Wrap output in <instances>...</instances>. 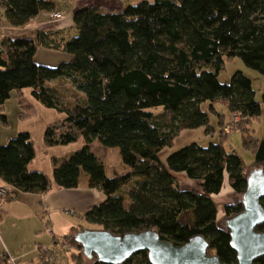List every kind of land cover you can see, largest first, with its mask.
Returning <instances> with one entry per match:
<instances>
[{
  "label": "trees",
  "instance_id": "trees-1",
  "mask_svg": "<svg viewBox=\"0 0 264 264\" xmlns=\"http://www.w3.org/2000/svg\"><path fill=\"white\" fill-rule=\"evenodd\" d=\"M60 1L0 0V20L22 27L42 12H60ZM72 21L73 36L69 29L39 30L34 38L1 36L0 109L12 90L30 87L35 98L65 115L47 124L44 144L65 145L79 138L84 144L60 162L53 158L49 176L28 169L34 142L27 131L18 132L0 146V177L14 197L19 192L43 195L55 186L76 188L85 177L86 185L101 191L104 199L79 214L84 221L116 235L153 229L173 244L199 235L208 243V254L236 264L225 220L243 210L250 170L264 173V133L258 139L248 128L261 113L251 80L236 70L222 83L218 73L226 60L239 57L264 75V0H140L112 11L90 5L75 8ZM40 46L61 49L69 58L56 66L40 64L35 61ZM59 77L72 82L84 99L58 101L46 82ZM202 102H208L213 113L216 103H224L238 116L242 144L254 156L250 166L234 151H226L222 141L206 146L191 142L164 161L158 158L183 129L212 132ZM158 106L163 109H150ZM33 113L32 106L20 112L24 117ZM94 140L104 149L117 148L127 170L107 175L89 147ZM175 172L198 180L200 190L180 187ZM225 173L235 195L224 205L221 228L212 194L221 189ZM259 202L264 208V196ZM255 229L264 231V221ZM62 236L67 248L82 249L75 235ZM42 253L41 248V260ZM90 264L108 263L92 254ZM121 264L152 263L141 250ZM253 264H264V254Z\"/></svg>",
  "mask_w": 264,
  "mask_h": 264
},
{
  "label": "rangeland",
  "instance_id": "rangeland-1",
  "mask_svg": "<svg viewBox=\"0 0 264 264\" xmlns=\"http://www.w3.org/2000/svg\"><path fill=\"white\" fill-rule=\"evenodd\" d=\"M138 1L140 0H110L108 5H110V10H119V8H123L127 4H135ZM71 32V36L76 34L75 29ZM68 58L69 54L61 49L42 46L38 47L35 53V61L47 66H56ZM236 70L241 71L251 80L255 98L260 102V116L250 120V123H248V128L251 130L253 136L260 139L264 133V103L261 101V94L264 90V75L246 66L239 57H234L230 60H226L224 63L223 68L218 73L219 81L222 83L229 82L231 75ZM46 85L52 90V93L55 94V97L60 102L74 103L85 97V94L77 90L72 82L66 78L59 77L49 80L46 82ZM208 105V102H202L200 108L208 112L212 132L206 133L204 127L183 129L173 137L171 144L164 146L158 152V158L164 161L171 152L191 142H197L201 146H206L209 142L215 143L222 141V145L226 151H234L242 158L245 165L250 166L254 161L253 153L243 146L241 131L237 127L238 123H235V125L232 123L233 115H231L227 106L221 102L215 104V109L216 112L220 114L219 116L217 113L210 112L208 110ZM29 106L35 109V113L27 117L21 116L20 112L24 111L26 107ZM150 109L158 111L163 108L158 106ZM0 115L5 116V119H2L0 116V146L7 142L5 141L2 143L6 136L10 135V138H12L18 132L29 130L31 132V137L35 140V161L40 162L41 168H46V170H49L50 174L52 173L51 165L53 161L50 159L52 154L54 155L53 158H56L57 162H60L84 144L83 139L79 138L72 143L56 146L53 148V153L51 151H48V153L43 151L45 150V144H41L40 141H42L41 136L45 129L44 124L60 120L64 118L65 115L56 108L47 106L35 98L32 94V88L30 87H25L21 90H12L10 96L4 102V106L0 109ZM220 120H222V126L219 123ZM225 126L229 127V130L224 129L226 128ZM221 128L226 132L224 136L220 133ZM110 150L111 152L108 154L107 159L111 160V167H109L108 160L105 162L106 173L109 176L113 175L114 169L117 171L120 170V165H122V168H126L121 163L120 158H118V149L110 148ZM97 153L99 154L100 152L98 151ZM115 153L118 155L117 160L114 158ZM47 166H49V169ZM83 173L84 172H82V174ZM179 177L180 174L178 172L176 178L178 179ZM187 179H189L188 184L192 183L193 186L194 183L198 184V180L196 179ZM224 182L231 188L228 183L227 173L224 174L223 183ZM178 183L180 187L189 186L184 180L178 181ZM220 190L212 195L218 194ZM234 195L235 192L232 190L228 198L225 199V201H221V205H218L219 207L221 206V211L218 210L216 206V221L221 228H225L223 219L224 205L229 203ZM14 198L10 201L1 203V206L13 201ZM217 202L220 204L218 199ZM12 209L13 210L10 211L3 220L0 219V264H13L3 259V254H6L7 251H9L14 258V264H39L41 261L44 264H90L92 262V257L84 252L83 249H78L73 246L65 248L62 244V235L71 232L76 236L79 233L77 228H81L80 231L82 229L94 230L98 229V225L86 222L82 219L80 220L74 214H66L64 211H60V214H57L52 223L49 213L43 214L40 209L38 210L34 207L32 210L24 209L23 211H17L15 208ZM31 211H33L32 214ZM34 212L36 213L34 214ZM48 229L52 231L49 232ZM40 242L44 243L42 247V260L39 257V252L33 250ZM20 254L23 256H20Z\"/></svg>",
  "mask_w": 264,
  "mask_h": 264
},
{
  "label": "water",
  "instance_id": "water-1",
  "mask_svg": "<svg viewBox=\"0 0 264 264\" xmlns=\"http://www.w3.org/2000/svg\"><path fill=\"white\" fill-rule=\"evenodd\" d=\"M264 196V173L259 168L250 170L243 194L244 208L225 220L236 264H253L264 254V231L255 229L264 221V208L259 198ZM76 240L89 256L101 262L121 264L134 252L146 250L152 264H225L217 255L208 254L207 241L199 235L182 244L161 239L153 229L130 231L116 235L104 229H82Z\"/></svg>",
  "mask_w": 264,
  "mask_h": 264
},
{
  "label": "crops",
  "instance_id": "crops-1",
  "mask_svg": "<svg viewBox=\"0 0 264 264\" xmlns=\"http://www.w3.org/2000/svg\"><path fill=\"white\" fill-rule=\"evenodd\" d=\"M60 3L62 6L61 10H58L62 14L60 18H56V19L51 18L52 12H42L38 14L34 19H32L28 24L22 27L10 26V25L3 23L0 20V38L3 35H7L11 38H17V37L34 38L36 33L39 30L48 31L50 33H54L56 31H60L63 29H69L70 31H73L72 12L75 8H80V7L90 6V5H99L104 10H110L109 8L110 5H108L110 3V0H100V1L99 0H67V1L61 0ZM119 9H122V8H119ZM44 125H45L44 127L47 126V124H44ZM26 131L29 134L31 133L29 130H26ZM9 139H10V135L6 136L2 143H4L5 141H8ZM33 142H34L35 155H34V158L29 162L28 169L40 170L50 176L51 174L49 170H46V168L45 169L41 168L40 162L35 161L36 160L35 140H33ZM40 142L41 144L44 145L43 140ZM44 146H45V150L43 151L47 153L48 151H51L53 153L54 152L53 148L56 147V146L48 147L46 145ZM89 147L93 151V153L96 155V157L100 161L103 162L104 165H105V162L108 160L109 167H111V160L107 159L108 154H110L111 152L110 149L102 148V146H100L97 140L92 141L89 144ZM96 151L97 152L99 151L100 152L99 154L101 155H99ZM117 156H118L117 153H115L114 158L116 160H117ZM53 157L54 155L52 154L50 156V159H53ZM47 167L49 169V166ZM51 169H53V162L51 165ZM124 171H126V168H122V165H120V170L117 171L116 169H114L113 174L117 172H124ZM177 173L178 172L173 173L175 177H177ZM179 174L181 178H178L177 180L178 181L184 180L185 183L189 185V186H185L182 188L184 189L195 188L197 190H200L199 182L198 184L196 183L198 185V188H196L195 186L192 185V183L188 184L189 179H187L188 177L185 175L184 172H179ZM86 183H87V179L83 177L79 183V186L76 188L62 189V188L55 186L49 192L43 195H38L35 193L19 192L16 194V197L14 198L13 201L8 202L4 206H1L0 219L3 220V218L10 211L13 210L12 208L17 209V211L19 210L23 211L24 209L32 210L34 207L38 210L40 209L43 212V214L49 213L52 223H53V220H55V217L57 216V214H60V211H64L66 214H74L75 216L78 217V219L81 220L82 218L79 215L80 213L84 212L91 206L99 203L101 200L104 199V195L101 191H99L96 188L88 187ZM2 185H5V182L0 177V186ZM32 213L33 211H31V214ZM35 213L36 212H34V214ZM77 229L80 231L81 228H77ZM53 231H54V227H53ZM66 234L75 235L71 232L66 233ZM4 245L6 246L5 243ZM43 246H44V243L40 242V244H38L36 248H33V250L39 252V250H41ZM6 254L12 257L9 251H7ZM20 256H23V255L20 254Z\"/></svg>",
  "mask_w": 264,
  "mask_h": 264
},
{
  "label": "built area",
  "instance_id": "built-area-1",
  "mask_svg": "<svg viewBox=\"0 0 264 264\" xmlns=\"http://www.w3.org/2000/svg\"><path fill=\"white\" fill-rule=\"evenodd\" d=\"M61 16H62V14H61L60 12H53V13H51V17L54 18V19H56V18H60ZM238 120H239L238 116L233 115L232 123H233L234 125H235V123L238 122ZM225 127H226V128H224V129H226V130L228 129V130H229V127H227V126H225ZM230 129H231V128H230ZM14 195H15V194H14V192H13L11 186L6 185V184L0 186V204L3 203L4 200L7 199V198H9V197L14 198ZM48 231L51 232L52 230H51V229H48ZM64 243H65V240L62 239V244H63V246H64L65 248H67L68 246H67L66 244L64 245ZM44 249H46V248H44ZM6 261H7V262H10V263H13V264H14V262H15L14 258H12V257H10V256H8V258H7Z\"/></svg>",
  "mask_w": 264,
  "mask_h": 264
},
{
  "label": "bare ground",
  "instance_id": "bare-ground-1",
  "mask_svg": "<svg viewBox=\"0 0 264 264\" xmlns=\"http://www.w3.org/2000/svg\"><path fill=\"white\" fill-rule=\"evenodd\" d=\"M179 178H181V177H179ZM194 186L198 187V185L196 183H194ZM231 191H232V189L228 186V184L226 182H224L222 184L220 192L218 194L212 195V199H213L215 205L218 207V210L221 211V209H220L221 206L219 207L218 205H221L222 200L225 201V199L228 198V195H229V193H231ZM216 198L220 201V204H218ZM223 205H224V203H223Z\"/></svg>",
  "mask_w": 264,
  "mask_h": 264
}]
</instances>
